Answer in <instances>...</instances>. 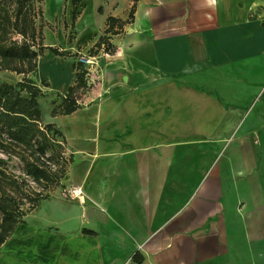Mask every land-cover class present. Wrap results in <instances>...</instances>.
I'll use <instances>...</instances> for the list:
<instances>
[{"label": "crops", "instance_id": "0c3cea01", "mask_svg": "<svg viewBox=\"0 0 264 264\" xmlns=\"http://www.w3.org/2000/svg\"><path fill=\"white\" fill-rule=\"evenodd\" d=\"M85 1L91 44L133 9L113 52L44 51L33 72L65 97L95 57L75 111L38 100L80 194L43 200L0 264H264V0Z\"/></svg>", "mask_w": 264, "mask_h": 264}, {"label": "trees", "instance_id": "16d2710c", "mask_svg": "<svg viewBox=\"0 0 264 264\" xmlns=\"http://www.w3.org/2000/svg\"><path fill=\"white\" fill-rule=\"evenodd\" d=\"M82 1L70 0V5L82 9ZM132 14L133 9L125 21L108 18L107 28L94 47L106 45L104 51L112 53L114 46L106 35L117 34L114 28L130 23ZM76 16L72 13V24ZM12 35L21 37V42L11 40ZM35 46L38 50H35ZM45 48L35 26L31 0H0V70L28 75L36 68L38 51ZM47 49L57 56H76L53 47ZM74 68L73 85L68 88L61 103L53 107L52 116L70 114L79 107L73 95L76 90L86 87L87 72L79 63ZM42 96L41 90L26 79L15 85L0 84V247L10 238L16 226L23 222L26 214L34 210L40 201L47 199L53 189L61 186L69 161L59 165V171L51 167L53 152L55 148L61 149L59 146H63V139L52 124L42 123L38 103ZM3 157H16L23 164L26 175L41 191L31 189L25 181L19 180L8 169ZM26 205L28 207L24 209ZM134 261L140 263L136 258Z\"/></svg>", "mask_w": 264, "mask_h": 264}, {"label": "rangeland", "instance_id": "374dc122", "mask_svg": "<svg viewBox=\"0 0 264 264\" xmlns=\"http://www.w3.org/2000/svg\"><path fill=\"white\" fill-rule=\"evenodd\" d=\"M85 0L82 1V5L85 6ZM31 7L33 9L34 14V22L35 26L38 30V32L41 35V44L44 47H53L60 51H70L72 53H76L78 50H91V51H97L99 49H106V45H102L100 48L94 47L95 43L97 42L98 37L95 36V41L91 44L89 39L82 40L81 38H78L79 30L76 27L77 19L79 18L82 9L80 6L72 7L70 5V0H31ZM72 13L76 14V21L74 24H72L71 16ZM253 16L252 12L249 13V16ZM262 27H264V24H262ZM11 40L16 41L18 43L21 42V37L17 35H12ZM94 40V39H92ZM35 50H38L37 46H35ZM44 51H49L47 48L44 50L38 51L39 54L43 53ZM90 56H87L85 54H81L77 56L76 63L81 64L84 68L86 66H89L87 64H84L79 59L81 58H87ZM37 69V61H36V68ZM35 70L33 72H35ZM33 72L28 75H22V74H16L14 72L0 70V84L1 83H7L11 85H15L18 82L23 81L24 79L29 80L32 82L36 87L41 89V86H43V83L38 84L34 82ZM86 76V75H85ZM86 82V80H85ZM87 87V86H86ZM85 88L78 89L74 92L73 97L80 98V95L85 92ZM42 92V91H41ZM45 95L43 94L42 98ZM53 97L51 99L45 98L41 99V97L38 99H41V107L42 111L44 112L45 106H47L49 103H51L53 106L59 105L61 103L62 97L59 95H52ZM59 103V104H57ZM60 148H55L53 155L54 159L52 162V168L54 170L59 171V165H63L67 163L68 157L65 154V150L63 146ZM62 152V153H61ZM50 152H48L47 155H49ZM7 162L8 169L18 177L19 180L25 181V183L31 187V189H34L36 191H39L40 188L35 183L31 181V178H29L26 175V172L24 170L23 164L16 158V157H3ZM62 187H56L53 189L50 194H52L54 191L60 192L62 197H65V199L70 198L65 191H61ZM41 191V190H40ZM49 194V195H50ZM42 201H40L37 205V207L26 214V216L23 218V222L18 224L17 226H22L27 221V216L31 213L37 211L39 208V205ZM47 206V205H46ZM44 206V207H46ZM28 205L24 206V209H26ZM37 221L38 217H34ZM12 236V235H11ZM10 236V238H11ZM9 238V239H10ZM8 239V240H9ZM7 242V241H6ZM5 245V243L3 244ZM2 245V246H3ZM1 246V247H2ZM5 247H2L0 249V254L2 251H4Z\"/></svg>", "mask_w": 264, "mask_h": 264}, {"label": "built area", "instance_id": "2783aa9c", "mask_svg": "<svg viewBox=\"0 0 264 264\" xmlns=\"http://www.w3.org/2000/svg\"><path fill=\"white\" fill-rule=\"evenodd\" d=\"M95 57L93 56H90V57H87V58H81L79 59L81 62H83L84 64H87L89 66L93 65V60H94ZM65 193L71 197V196H76L78 194H80V192L78 190H76L75 188H67L65 189Z\"/></svg>", "mask_w": 264, "mask_h": 264}]
</instances>
